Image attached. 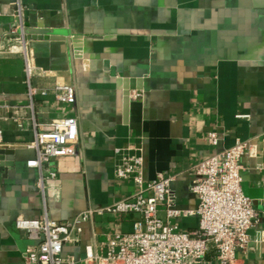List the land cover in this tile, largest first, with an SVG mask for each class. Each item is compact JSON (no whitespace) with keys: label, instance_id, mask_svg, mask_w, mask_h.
<instances>
[{"label":"crops","instance_id":"obj_1","mask_svg":"<svg viewBox=\"0 0 264 264\" xmlns=\"http://www.w3.org/2000/svg\"><path fill=\"white\" fill-rule=\"evenodd\" d=\"M13 2L0 0V150L8 152L0 161V264H24L36 242L16 222L44 216L40 171L27 165L36 153L27 147L33 131L25 121L24 64L8 49L17 25ZM22 2L40 72L35 84L75 90L74 103L51 94L37 100L41 122L71 117L79 124L77 153L44 167L56 174L48 182L49 218L65 222L132 197L133 182L115 176L125 154L143 158L146 183L161 173L173 178L176 208L195 211L194 166L240 139L250 146L240 162L242 190L258 220L237 264H264V0ZM46 32L65 36L39 40ZM213 133L217 146L209 143ZM160 217L166 220L163 208ZM138 220L134 213L96 214L63 256L82 264L87 245L103 254ZM170 223L184 232L199 227L197 216ZM214 258L211 250L208 260L219 264Z\"/></svg>","mask_w":264,"mask_h":264},{"label":"built area","instance_id":"obj_2","mask_svg":"<svg viewBox=\"0 0 264 264\" xmlns=\"http://www.w3.org/2000/svg\"><path fill=\"white\" fill-rule=\"evenodd\" d=\"M17 25L12 30L9 53L23 60L26 85V109L32 126L33 139L27 145L36 153L28 167L40 171L36 186L42 195L44 216L40 220L18 219L16 226L26 232L36 245L26 250L24 264H76L72 257L63 256L67 242H79L83 224L104 214L139 215L131 233L116 234L107 242L105 253H97L92 245L85 248L82 264H214L208 260L211 250L219 264H237L238 253L245 252L251 242L249 231L258 220L251 200L242 190L241 159L249 150L247 141L237 139L230 148L194 166L195 182L191 188L198 199L195 211L178 210L175 206L173 178L164 173L148 183L144 179L143 158L134 154L121 156L115 176L132 181L136 193L104 209L86 210L65 222L49 218L47 207L48 182L56 178L54 172L44 173L52 160L74 156L79 143V124L76 118H59L43 123L38 119L37 100L53 95L64 103L75 102V90L70 85H56L50 90L39 88L35 79L40 75L30 47L25 25L26 7L22 0H14ZM1 16V12H0ZM248 118V116H238ZM20 129L24 121L15 118ZM3 132L0 131V141ZM219 137L209 135V143L217 146ZM165 210L166 220L160 217ZM197 216L199 227L184 232L170 223L171 219Z\"/></svg>","mask_w":264,"mask_h":264},{"label":"water","instance_id":"obj_3","mask_svg":"<svg viewBox=\"0 0 264 264\" xmlns=\"http://www.w3.org/2000/svg\"><path fill=\"white\" fill-rule=\"evenodd\" d=\"M59 35L65 36V34L61 33ZM59 35H54L52 34V32H46V34H43V36H40L38 39L39 40H58V38H56ZM8 155V152L6 150H0V161H5V156Z\"/></svg>","mask_w":264,"mask_h":264}]
</instances>
